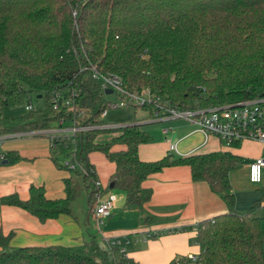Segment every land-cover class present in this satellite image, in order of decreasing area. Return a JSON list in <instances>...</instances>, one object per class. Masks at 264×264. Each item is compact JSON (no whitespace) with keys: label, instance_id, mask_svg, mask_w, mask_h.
Returning <instances> with one entry per match:
<instances>
[{"label":"trees","instance_id":"16d2710c","mask_svg":"<svg viewBox=\"0 0 264 264\" xmlns=\"http://www.w3.org/2000/svg\"><path fill=\"white\" fill-rule=\"evenodd\" d=\"M93 68L120 77L131 93L149 88L181 111L261 99L264 0H0V135L57 129L61 121L94 128L73 137L74 169L53 158L58 169L70 174L64 198L49 199L43 186L32 185L27 200L14 194L0 204L18 207L42 223L73 216L80 178L87 213H92L101 193L89 160L95 152L115 164L110 188L124 192L128 207L151 201L152 191L142 187L149 177L189 166L193 181L206 182L228 212L196 225L200 253L195 260L178 256L170 264H264L262 219L254 216L260 202L238 212L229 179L243 159L217 152L141 161L140 146L151 142L141 125L98 129L106 125L101 116L111 102ZM73 90L81 117L54 109L53 98ZM24 94L36 95L42 108L20 119L4 118V107ZM136 108L153 114L151 105ZM112 132L109 142L97 141ZM11 237L0 233V264H139L127 257L121 242L102 235H91L79 247L11 248Z\"/></svg>","mask_w":264,"mask_h":264},{"label":"crops","instance_id":"0c3cea01","mask_svg":"<svg viewBox=\"0 0 264 264\" xmlns=\"http://www.w3.org/2000/svg\"><path fill=\"white\" fill-rule=\"evenodd\" d=\"M194 126L193 130L188 131V125L184 123L181 128L170 129L172 132H163V136H168L165 142L161 140L140 146L139 158L143 162H155L170 154L186 158L194 154L217 152H230L241 157L242 165L229 175L236 195V209L240 213H246L256 202H260L254 216L262 219L264 229V170L261 183L253 184L249 178L251 164L264 156V145L256 141H244L237 148L227 147L216 136L205 135ZM21 134L23 133L0 135V139L12 136L2 141L1 160L6 159L2 153L5 149L17 158L20 157L19 153L30 157L17 161L14 169L0 173V199L17 194L22 200H27L32 185L43 186L49 199H61L52 198V193L60 188L55 184H58L57 180L62 182L64 198V180L70 174L47 160L51 157V151L48 152L50 140H36L45 135ZM172 145L177 147L178 153L171 152ZM39 155L45 158L38 159ZM89 160L96 169V181L100 184L103 196L112 194L117 199L114 211L105 218L101 235L106 241H120L127 257L139 264H170L178 256L198 257L200 248L196 225L228 212L225 202L211 191L206 182L193 181L189 166L170 167L149 177L142 187L152 191L151 201L142 208L128 207L124 192L110 188L111 178L116 171L115 164L99 152L90 154ZM43 165L48 168L43 172L47 177L44 180L35 171ZM90 217L94 219L93 213L88 214L86 211L77 217L62 215L58 219L42 223L18 207L0 204V233L4 236L12 235L9 241L11 248L79 247L86 243L84 228L86 230L85 223H89ZM158 234L160 235L155 236Z\"/></svg>","mask_w":264,"mask_h":264},{"label":"built area","instance_id":"2783aa9c","mask_svg":"<svg viewBox=\"0 0 264 264\" xmlns=\"http://www.w3.org/2000/svg\"><path fill=\"white\" fill-rule=\"evenodd\" d=\"M93 72L94 78L101 84L103 91H112V93L119 95L120 101L115 105V108L151 105L153 106L152 116L155 121L187 120L196 125L205 135H213L219 138L227 147H231L234 143L241 144L244 141H256L264 145V97L234 106H215L207 109L181 111L174 108L166 100L154 95L149 88L141 92L131 93L124 88L120 77L99 72L95 68H93ZM77 96L78 93L74 90L65 95H56L53 98L54 109L60 111L66 108L68 112L72 111L73 114H77L75 106V98ZM27 110L29 112L34 111L31 106L27 107ZM77 115L81 117L83 112L79 111ZM105 116H107V111L102 114V119ZM59 125L57 129L23 133L21 136L49 135L51 147L55 150L58 149L59 145L68 147L66 142L69 141L73 145L72 152H74V135L79 131L93 129L91 127L77 126L76 122H71L69 126H65L66 123L61 121ZM121 127L123 126H110L106 124L100 127V129H116ZM163 132L167 134L168 130H164ZM9 138H12V136L0 139V146L2 145V141ZM171 152L178 153L175 145L171 146ZM71 153L70 158H72ZM64 165L70 169H74L71 159ZM263 170L264 156L257 158L250 166L249 178L251 183H261ZM99 186V182H96V187L100 188ZM116 201V196L112 194L104 197L102 193H99L96 197L92 213L94 220H96L97 229H100L104 224L105 218H108L112 214ZM117 242L118 244L120 243V241ZM191 259L195 260V258Z\"/></svg>","mask_w":264,"mask_h":264},{"label":"rangeland","instance_id":"374dc122","mask_svg":"<svg viewBox=\"0 0 264 264\" xmlns=\"http://www.w3.org/2000/svg\"><path fill=\"white\" fill-rule=\"evenodd\" d=\"M106 101L111 102V106L107 108V116L104 117L105 124H108L110 126H128V125H134L139 124L141 125V129L145 132H147L151 137L150 144H154L156 142H165V138L168 136H163L162 133L164 130H170L174 129L175 127L181 128V126L184 123H187L188 125V131H191L195 128L194 125H192L190 122L184 120V119H178V120H170V121H155L153 116L151 115L150 111L143 110L141 108H136L134 106H126L124 108H115V105L119 103V95L117 93L112 94H105ZM31 106L34 110H38L39 108H42V102L38 100L37 96L34 94H24L21 98L16 99L13 98L9 101V104L4 107L3 109V116L6 119L12 120V119H20L29 114V111L27 110V107ZM65 126H69L67 123ZM170 132H172L170 130ZM171 134V133H170ZM114 136V133H107V134H101L98 137L99 143H106L111 140V138ZM19 139V138H18ZM33 139V138H32ZM35 139V138H34ZM49 139V135L40 136V138H37L36 140H46L47 142ZM24 141V140H21ZM253 141L252 143H254ZM66 144L68 147L65 146H58V149H54L53 147L49 148L48 152L51 151V157L47 160L50 161L52 165L55 163L52 161L53 158L58 160L60 164L64 165L66 162L70 159V153L73 151V145L71 142L67 141ZM225 145V144H224ZM226 146V145H225ZM3 154H5L6 159L1 160L0 159V173H3L4 171L12 170L17 165V161H22L24 158H30L29 156L24 157L25 153H22L19 158L14 156L13 153H10L6 151H2ZM39 154V152H37ZM1 154V153H0ZM45 157L42 155L38 156V159H44ZM33 160V158H32ZM5 162V163H4ZM7 162V163H6ZM48 168L46 166H41L39 169H35L37 171L41 178H47L45 175H43L44 170H47ZM19 172V170H17ZM33 172V171H32ZM58 184L56 186L60 187L56 193H52V198H62L64 196L63 193V185L62 182L57 180ZM76 188L78 190L77 198L72 203V212L74 216L82 215V212L87 211L88 209V203H87V195L83 190L82 181L80 178L77 179ZM106 220V219H105ZM104 220V222H105ZM81 226H83L81 222ZM103 225L100 227L102 230ZM97 229L96 227V220L90 217V227L84 228V238L86 239L85 242L90 241L91 235H96L98 238L101 236V230Z\"/></svg>","mask_w":264,"mask_h":264},{"label":"water","instance_id":"95a60500","mask_svg":"<svg viewBox=\"0 0 264 264\" xmlns=\"http://www.w3.org/2000/svg\"><path fill=\"white\" fill-rule=\"evenodd\" d=\"M112 91H107L106 94H111ZM5 163V162H4ZM7 163V162H6ZM111 189H113V187L111 186Z\"/></svg>","mask_w":264,"mask_h":264},{"label":"bare ground","instance_id":"6f19581e","mask_svg":"<svg viewBox=\"0 0 264 264\" xmlns=\"http://www.w3.org/2000/svg\"><path fill=\"white\" fill-rule=\"evenodd\" d=\"M106 92H107V91H105V94H106ZM111 94H112V93H111ZM156 122H157V121H156ZM66 124H67V123H66ZM69 125H70V123H69ZM101 127H102V126H101ZM93 129H94V128H93ZM98 129H100V127H99Z\"/></svg>","mask_w":264,"mask_h":264}]
</instances>
